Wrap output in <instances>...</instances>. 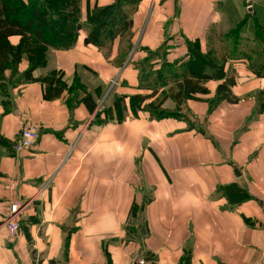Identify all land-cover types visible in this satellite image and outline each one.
<instances>
[{
  "label": "crops",
  "instance_id": "1",
  "mask_svg": "<svg viewBox=\"0 0 264 264\" xmlns=\"http://www.w3.org/2000/svg\"><path fill=\"white\" fill-rule=\"evenodd\" d=\"M241 23L242 40L259 45L264 0H142L120 67L124 41L105 58L83 44L81 32L71 49L52 51L32 76L56 70L69 87L76 71L88 87L108 91L115 82V93L129 97L142 93L126 65L135 49L139 60L167 40L171 63L183 51L180 43L171 45L176 37L199 43L205 53L214 32L227 35ZM255 61H229L236 103L213 106L219 82H207L209 93L183 106L185 119L133 116L127 106L121 122L97 125L95 113L67 105V94L46 102L39 83L12 91L6 108L0 105V264H261L264 78L252 72ZM28 127L36 140L15 153L12 146ZM12 202L20 204L14 237L5 225ZM133 203L142 207V220L130 218Z\"/></svg>",
  "mask_w": 264,
  "mask_h": 264
},
{
  "label": "trees",
  "instance_id": "2",
  "mask_svg": "<svg viewBox=\"0 0 264 264\" xmlns=\"http://www.w3.org/2000/svg\"><path fill=\"white\" fill-rule=\"evenodd\" d=\"M82 0H0V103L9 104V93L30 83H39L44 88L43 100L52 102L67 94L66 103L70 108L83 105L89 115L95 113L93 123L98 120L96 114L99 90L87 92L76 71L69 87L62 79V73L56 70L33 78L35 70L44 69L52 51L71 49L81 32L85 36L83 44L97 48L108 58L117 40L125 42V51L117 54L118 67L122 65L132 49L130 33L132 15L142 0H115L109 6H93L87 10L84 23L80 21L79 6ZM219 37L218 47L213 44L215 33L211 37L208 51L200 52L199 43L186 46L185 61L175 60L169 63L167 52L161 46L155 52L146 51L145 59L132 63L137 73V90L142 92L129 97L119 96L111 108L117 111H104L106 121L115 118L121 122V111L126 110L121 102L128 101L129 111L133 116L138 113L148 114L151 120L178 118L187 100L196 96H206L209 91L207 82H219L215 91L213 106L217 103H236L231 88L236 84V77L231 70H225V60H238L237 53L247 60L256 58L252 72L264 78V32L258 27L254 40L258 41L255 49L248 41L239 36L241 25ZM228 35L233 41L228 39ZM221 38V39H220ZM225 44H224V43ZM121 43V42H120ZM105 52V53H104ZM25 65V68L23 66ZM158 65V67H154ZM165 92V93H164ZM164 93V94H163ZM163 94V95H162ZM69 96L71 98H69ZM7 102H3V100ZM173 104L172 110L163 106L166 101ZM109 114V115H108ZM108 115V116H107ZM178 115V116H177ZM99 121V120H98ZM97 121V122H98ZM101 124L100 122L97 125ZM4 144L3 141H0ZM245 194H241V199ZM142 211L133 203L130 217L135 218Z\"/></svg>",
  "mask_w": 264,
  "mask_h": 264
},
{
  "label": "rangeland",
  "instance_id": "3",
  "mask_svg": "<svg viewBox=\"0 0 264 264\" xmlns=\"http://www.w3.org/2000/svg\"><path fill=\"white\" fill-rule=\"evenodd\" d=\"M93 6H99V7H101L100 5H97V4H91V3H89L88 1L87 2H84L83 3V0L81 1V4H80V6H79V14H80V16H79V18H80V21L82 22V23H84V20H85V18H86V14H87V10L90 8V7H93ZM222 32V33H221ZM223 32H225V31H220V34H216V32H214L216 35L214 36V38H213V44L215 45V47H218L219 45H220V43H221V40H219V37H221L222 36V34H223ZM79 35H82V34H79ZM223 36H227V35H223ZM79 37V36H78ZM221 39V38H220ZM228 39L231 41V43H232V41H233V39H232V37H231V35L229 36L228 35ZM212 40V39H211ZM209 41V43L210 42H212V41ZM167 40H165L163 43H162V46H161V50H162V52H166L165 51V49H169V47H168V44H167ZM181 44V46L183 47V51L181 52V53H179V54H175L174 56V60L176 61V62H178V61H185V60H187L188 59V57H186L185 55L187 54L186 53V46L187 45H192L193 44V42L192 41H189V40H186V39H181L180 37H176V40H172V43H171V45L173 46V44H176V45H178V44ZM209 43H207V47H206V49H207V51H208V48H209ZM224 43V42H223ZM225 44V43H224ZM260 45V44H259ZM193 46V49L195 48V46H194V44L192 45ZM258 46V45H257ZM257 46H254V49L257 47ZM136 51V52H135ZM135 51L133 52H131L130 54H129V56L127 57L128 58V60H127V62H126V65H128V66H130L131 68H132V63H136V62H138L139 63V61L140 60H142V59H145L146 58V54H147V52L146 51H149L148 49L147 50H145L144 52V54H145V56H144V58H142V59H139V60H135V58H133L135 55H136V53H137V50L135 49ZM151 52H153V51H151ZM105 53V52H104ZM238 55H236L235 57L237 58V59H239V58H244V55H242L241 53H237ZM168 56V55H167ZM167 59V61H168V58H166ZM170 63V62H169ZM172 63V62H171ZM225 63H226V67H227V65H229V72L231 71V67H230V63H229V61L227 60H225ZM253 66V64L250 66V67H252ZM154 67H158V65H155ZM251 70H252V68H251ZM228 72V71H227ZM76 74H78L77 72H76ZM116 83L115 82H113L111 85H110V87H108V91L107 90H104L102 87H96V88H91V87H88L86 84H85V86H84V88L86 89V91L87 92H90V93H92V92H95V90H99V98L96 100V102H97V108H96V111L95 112H97L96 114H98V120L96 119V124L98 123V122H100L101 124H104L105 122H109V121H116V119L115 118H112V119H110L109 121H106V116L104 115L105 113H104V111L106 112V110H110V113L111 114H113V113H115L117 110L116 109H112L111 108V106H112V104L114 103V101L116 100V98L117 97H119V95H117L116 93H115V89H116ZM207 88V87H206ZM16 89H18V88H16ZM16 89H14V90H12V91H15ZM11 91V92H12ZM10 92V93H11ZM105 92H107L106 94H105ZM9 93V94H10ZM165 93V92H164ZM163 93V94H164ZM162 94V95H163ZM66 97H68V96H66ZM69 98H71L70 96H69ZM4 101H5V98H4ZM171 103V102H170ZM121 104H122V106H124L125 107V109L127 110V106H128V101H124V102H121ZM0 105H1V103H0ZM171 108H165L166 110H172L173 109V104L171 103ZM5 108H6V106L5 105H3ZM164 107V106H163ZM129 109V108H128ZM183 109H185V108H182V111L180 112L181 113V116H178V119H180V118H182V119H185V118H189V115L186 113V112H184L183 111ZM126 110H124V111H121V118L122 119H124L125 118V116H126ZM109 115V114H108ZM107 115V116H108ZM94 116H95V114H94ZM98 121V122H97ZM95 124V123H94ZM139 219L140 220H142V218L141 217H143V215H142V212H140V214H139ZM130 218H132V217H130Z\"/></svg>",
  "mask_w": 264,
  "mask_h": 264
},
{
  "label": "built area",
  "instance_id": "4",
  "mask_svg": "<svg viewBox=\"0 0 264 264\" xmlns=\"http://www.w3.org/2000/svg\"><path fill=\"white\" fill-rule=\"evenodd\" d=\"M36 137L37 135L34 129L30 127L22 129L20 133V140L12 146V150L15 153L23 150H29L35 142ZM19 206L20 204L16 202H12L9 205V215L5 221V225L11 237H14L19 231L18 223L14 220ZM138 264H143V262L140 261ZM261 264H264V252L262 253Z\"/></svg>",
  "mask_w": 264,
  "mask_h": 264
}]
</instances>
